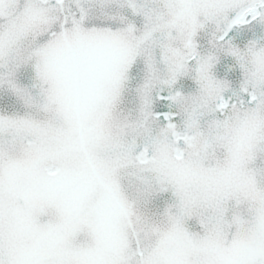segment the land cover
Segmentation results:
<instances>
[{
    "label": "snow or ice",
    "instance_id": "obj_1",
    "mask_svg": "<svg viewBox=\"0 0 264 264\" xmlns=\"http://www.w3.org/2000/svg\"><path fill=\"white\" fill-rule=\"evenodd\" d=\"M0 264H264V0H0Z\"/></svg>",
    "mask_w": 264,
    "mask_h": 264
}]
</instances>
